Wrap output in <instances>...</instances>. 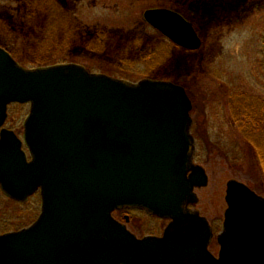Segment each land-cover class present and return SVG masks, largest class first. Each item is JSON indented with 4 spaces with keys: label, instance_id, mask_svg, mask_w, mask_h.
<instances>
[{
    "label": "water",
    "instance_id": "obj_1",
    "mask_svg": "<svg viewBox=\"0 0 264 264\" xmlns=\"http://www.w3.org/2000/svg\"><path fill=\"white\" fill-rule=\"evenodd\" d=\"M144 18L181 47L201 45L171 10ZM14 103L29 105L22 138L4 127ZM191 109L169 81L131 83L73 63L24 68L0 47V188L41 200L30 226L0 235V264H264V198L234 179L217 256L208 250L212 229L190 208L208 184L193 161ZM118 210L169 222L162 236L139 239Z\"/></svg>",
    "mask_w": 264,
    "mask_h": 264
},
{
    "label": "rangeland",
    "instance_id": "obj_2",
    "mask_svg": "<svg viewBox=\"0 0 264 264\" xmlns=\"http://www.w3.org/2000/svg\"><path fill=\"white\" fill-rule=\"evenodd\" d=\"M33 1L0 0V47L21 66L73 62L128 82L149 78L185 87L194 105V162L208 176V184L195 190L193 208L215 235L221 231L228 180L264 197V124L251 131L232 122L234 113L245 112L235 104L264 115V0H39L43 11L38 14H33ZM46 4L69 10V20L59 26L55 6L47 16ZM154 9L171 10L186 20L199 36L200 48H182L151 27L144 13ZM71 24L86 35L84 41L72 31L67 37ZM91 36L94 43H89ZM28 110L11 106L5 127L21 137ZM39 209L38 194L19 203L0 189V234L32 223ZM113 216L121 222L127 216V227L138 237L160 235L167 224L141 211ZM215 239L209 249L216 255Z\"/></svg>",
    "mask_w": 264,
    "mask_h": 264
},
{
    "label": "trees",
    "instance_id": "obj_3",
    "mask_svg": "<svg viewBox=\"0 0 264 264\" xmlns=\"http://www.w3.org/2000/svg\"><path fill=\"white\" fill-rule=\"evenodd\" d=\"M28 2H29V0H28ZM31 5L33 7H35V12L36 13H33V14H38L39 10L43 11V8L42 9L39 8L40 7V1L39 0L33 1L31 3ZM52 6H55V8H53V11L56 10L55 13H54L55 14V20L57 21V24L59 26H62V22L64 23L65 20H69L67 15L70 14V11L65 9V8H63V7H61V6L59 7L57 4H46L44 9L47 12V16L49 14L53 13L52 9H51ZM45 16H46V14H45ZM69 31L76 32V29L72 26V24L69 26V28L67 30V34H68L67 37H70ZM76 33H77L76 39L80 38L82 41H84L86 39V35L85 34H80L79 31L76 32ZM90 38L91 39H89V43H90V41H91V43H94V41H96L94 36H91ZM39 64L42 65V64H46V63H39ZM48 64H50V63H48ZM20 106H24V105H20ZM235 106H237V109H241L242 111L243 110L245 111V112H242V113H234L232 115V122L235 125H237L240 128H244L246 126L247 129H249L251 131L260 129V127L264 123L263 122L264 115L262 116V114H260V113H254L253 112L254 111V107H251L249 105H236L235 104L234 107ZM257 116H261L262 120L257 118ZM260 150L261 151L264 150V147H262V149H260ZM261 159H262V161L260 163H261L263 171H264V157L261 158Z\"/></svg>",
    "mask_w": 264,
    "mask_h": 264
},
{
    "label": "flooded vegetation",
    "instance_id": "obj_4",
    "mask_svg": "<svg viewBox=\"0 0 264 264\" xmlns=\"http://www.w3.org/2000/svg\"><path fill=\"white\" fill-rule=\"evenodd\" d=\"M167 39V38H166ZM71 63H73V62H71ZM73 64H76V63H73ZM77 65H80V64H77ZM82 66V65H81ZM84 68H86L85 66H83ZM87 69V68H86ZM140 80H142V79H140ZM139 80V81H140ZM130 82V81H129ZM138 82V81H137ZM131 83H135V82H131ZM184 89H185V87L183 86V85H181ZM185 91H186V89H185ZM186 93H187V91H186ZM188 94V93H187ZM191 99V98H190ZM191 102H192V100H191ZM192 104V109H191V111H190V113L193 111V109H194V105H193V102L191 103ZM239 105V104H238ZM191 118H192V125H191V129H192V126H193V122H194V119H193V117H192V115H191ZM264 124V123H263ZM262 124V125H263ZM195 146H196V141H195ZM132 211H118L117 213H125V214H127V213H131ZM125 217V216H124ZM125 221L123 222L124 223V225H126V227H127V224H128V222H127V220H128V218L126 219H124ZM32 223H30V224H28V225H26V226H23V227H21V228H19V229H16V230H11V231H7V232H4V233H8V232H12V231H18V230H20V229H23V228H25V227H28L29 225H31ZM128 228V227H127ZM128 230H129V228H128ZM130 231V230H129ZM131 232V231H130ZM213 232H214V229H213ZM4 233H1V234H4ZM133 233V232H132ZM162 233H163V231H161V234L160 235H152V234H149V236H161L162 235ZM0 234V235H1ZM134 234V233H133ZM136 235V234H135ZM137 236V235H136ZM145 236H147V235H145ZM145 236H143V237H145ZM138 237V236H137ZM143 237H138V238H143Z\"/></svg>",
    "mask_w": 264,
    "mask_h": 264
}]
</instances>
